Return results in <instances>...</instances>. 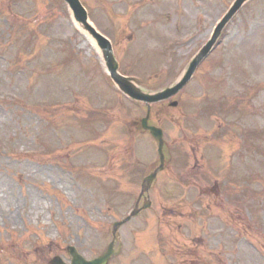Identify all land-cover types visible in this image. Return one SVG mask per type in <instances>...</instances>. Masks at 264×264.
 <instances>
[{
    "label": "rangeland",
    "instance_id": "1",
    "mask_svg": "<svg viewBox=\"0 0 264 264\" xmlns=\"http://www.w3.org/2000/svg\"><path fill=\"white\" fill-rule=\"evenodd\" d=\"M234 1L81 0L148 96L181 79ZM68 7L0 0V264H71V245L104 254L154 170L153 206L120 229L109 264H264V0L242 8L183 91L152 106L164 163L132 126L143 100L120 92Z\"/></svg>",
    "mask_w": 264,
    "mask_h": 264
},
{
    "label": "water",
    "instance_id": "2",
    "mask_svg": "<svg viewBox=\"0 0 264 264\" xmlns=\"http://www.w3.org/2000/svg\"><path fill=\"white\" fill-rule=\"evenodd\" d=\"M66 3L69 5L71 8L74 18L76 22L80 25L81 29L85 32H87L95 41L98 43V45L101 47L103 51V56L104 59L107 63V66L109 68V71L111 73V77L114 80V82L120 87V89L126 93L128 96H130L132 99L135 100H143L146 103H153V102H158L161 100H166L171 98L172 96L176 95L189 81L191 78L195 68L197 65L200 63V61L208 54L210 51L211 46L213 45V42L209 43V45L204 48L202 51L201 56H199L196 61L192 64V67L189 69L188 73L186 74L185 78L182 80L180 84H178L175 88L169 89L163 93L153 95V96H148L145 95L141 90H139L137 87H135L131 82L133 79H127L123 78L119 73H118V66L113 58L112 54V48L110 43L100 34L98 33L93 26L89 23L88 20V15L82 4L80 3L79 0H65ZM248 0H237L229 14L226 16V18L223 20L222 24L219 26L217 35L218 36L221 32V30L224 28V26L228 23V21L239 11V9L243 6L245 2ZM143 127L150 130L152 136L160 142L159 145V152L162 155V150H163V134L161 130H158L156 128H148L147 127V120L144 121ZM162 161H164V157L162 155ZM163 168V167H162ZM156 175L153 174L146 178L145 180V187L143 189L144 191H148L150 184L154 181ZM137 214L136 211H133L131 215L129 216L128 219L125 221H122L120 223H116L113 226V236H114V242L110 245L108 251L102 255L101 257L97 258L96 260L93 261H86L83 257H81L77 251L73 248H69L70 254L73 257V264H104L106 261H108L113 255H114V244H115V239L117 236V232L119 228L124 224L125 222H128L133 216ZM51 264H63V262L59 258H55Z\"/></svg>",
    "mask_w": 264,
    "mask_h": 264
},
{
    "label": "bare ground",
    "instance_id": "3",
    "mask_svg": "<svg viewBox=\"0 0 264 264\" xmlns=\"http://www.w3.org/2000/svg\"><path fill=\"white\" fill-rule=\"evenodd\" d=\"M78 26V25H77ZM90 40V39H89ZM93 42V41H92ZM94 45H95V43H94ZM95 47L97 48V50H98V53H101V51H100V49L98 48V46H96L95 45Z\"/></svg>",
    "mask_w": 264,
    "mask_h": 264
}]
</instances>
